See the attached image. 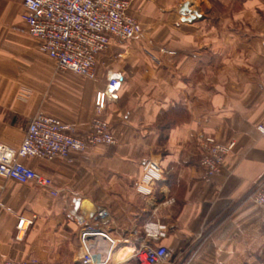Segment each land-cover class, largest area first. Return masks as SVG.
I'll list each match as a JSON object with an SVG mask.
<instances>
[{"label":"crops","instance_id":"crops-1","mask_svg":"<svg viewBox=\"0 0 264 264\" xmlns=\"http://www.w3.org/2000/svg\"><path fill=\"white\" fill-rule=\"evenodd\" d=\"M216 1L221 10L132 0L143 33L113 38L90 79L59 70L25 32L23 0H0V145L19 148L38 112L88 134L96 95L120 75L100 114L115 145L21 160L53 181L56 196L0 176V264H79L78 198L111 214L102 229L118 245L107 264H138L131 253L144 243L168 250L164 264H264V208L251 199L264 177V0H238V11L236 0ZM186 4L200 17L189 21ZM208 136L235 144L210 181L200 162ZM146 161L163 173L148 196L137 191ZM21 216L36 219L18 241ZM159 226L163 237H147Z\"/></svg>","mask_w":264,"mask_h":264},{"label":"built area","instance_id":"built-area-1","mask_svg":"<svg viewBox=\"0 0 264 264\" xmlns=\"http://www.w3.org/2000/svg\"><path fill=\"white\" fill-rule=\"evenodd\" d=\"M132 0H23L25 12L22 20L25 32L40 43L41 50L55 62L61 71H69L90 79L95 77L96 60L107 50L111 40H132L143 33L141 24L129 15ZM120 75L113 74L104 91L98 92L95 100L97 116L91 131L80 136L74 128L59 119L38 112L30 121L25 138L19 148L0 145V176L20 184L32 183L51 191H58L53 181L21 163L22 159L36 158L47 162L67 160L72 152H85L98 145H115L116 140L110 125L100 117L108 100H115ZM264 134V125L259 127ZM235 144L222 145L208 136L202 141L201 166L205 180L217 175L225 158ZM137 191L145 196L152 193V186L162 179L158 162L146 161ZM253 203L264 208V177L257 183L251 195ZM71 214L80 227L79 264H107L118 242L102 226L112 221L109 210L93 206L78 198L73 203ZM36 217H19L16 224V240L22 241L34 225ZM165 227L159 226L147 237L159 239L165 235ZM105 252H102V248ZM138 264H161L169 257L165 247L144 243L132 252ZM4 264H28L5 262Z\"/></svg>","mask_w":264,"mask_h":264},{"label":"rangeland","instance_id":"rangeland-1","mask_svg":"<svg viewBox=\"0 0 264 264\" xmlns=\"http://www.w3.org/2000/svg\"><path fill=\"white\" fill-rule=\"evenodd\" d=\"M192 1H196V0H192ZM197 1H199L200 3V5L199 6H201V3L203 4V8H204V11H208L209 9H211V8H215V9H217V10H221L220 8H219V5L218 4H216V3H219V2H217L216 0H197ZM236 3H235V7H234V10H236V11H238V10H240L241 8V4H239V1L238 0H236L235 1ZM210 5V6H209ZM224 7V6H223ZM222 7V9H224ZM220 143V142H219ZM221 144V143H220ZM232 144V143H231ZM230 145V144H229ZM226 146H228V145H226ZM222 170V169H221ZM156 247H159V246H156ZM168 259H169V257H168ZM168 259L165 261V262H167L168 261ZM161 264H164V262H162Z\"/></svg>","mask_w":264,"mask_h":264},{"label":"water","instance_id":"water-1","mask_svg":"<svg viewBox=\"0 0 264 264\" xmlns=\"http://www.w3.org/2000/svg\"><path fill=\"white\" fill-rule=\"evenodd\" d=\"M183 13L184 14H191L190 18H189V21H193L195 20L196 18L200 17L199 14L197 12H191L190 9H189V5L186 4L184 6V9H183Z\"/></svg>","mask_w":264,"mask_h":264},{"label":"bare ground","instance_id":"bare-ground-1","mask_svg":"<svg viewBox=\"0 0 264 264\" xmlns=\"http://www.w3.org/2000/svg\"><path fill=\"white\" fill-rule=\"evenodd\" d=\"M125 250H126V249H125ZM125 250H124V251H125ZM128 250H129V249H128ZM132 250H133V249H132ZM129 251H130V250H129ZM129 251H128V252H129ZM126 253H127V252H126ZM120 254L122 255L123 253H120ZM120 254H118V255L120 256ZM131 254H132V253H131ZM114 255H115V254H114ZM116 257H117V254H116ZM119 258H121V257H119ZM119 258H118V259H119ZM116 259H117V258H116ZM117 261H118V260H117ZM117 261H116V262H117ZM119 261H120V260H119ZM117 263H119V262H117ZM121 263H122V262H121Z\"/></svg>","mask_w":264,"mask_h":264}]
</instances>
